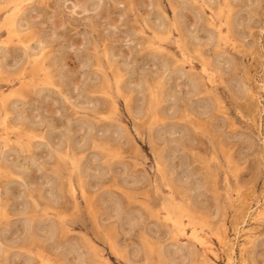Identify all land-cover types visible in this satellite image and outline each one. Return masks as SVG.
<instances>
[{
	"label": "rangeland",
	"instance_id": "obj_1",
	"mask_svg": "<svg viewBox=\"0 0 264 264\" xmlns=\"http://www.w3.org/2000/svg\"><path fill=\"white\" fill-rule=\"evenodd\" d=\"M17 2L0 0V122L7 117V127H0V148L6 141L9 148H15L13 142L29 132L43 135L39 122L49 120L56 111H62L65 116L71 114L78 120L73 126L77 143H83L90 134V126L94 125L96 135L103 133L105 141L120 152L122 160L116 171L121 180L127 176L141 199L139 204L128 208L144 213L148 230L144 232L142 228L141 232L155 238L158 245H164L162 250L158 248L156 261L174 258L186 264H229L230 261L231 264H264V161L259 146V91L264 71L260 28L264 12L252 7V17L248 11L249 6H258L260 0H228L232 5V18L225 16L224 20L246 39L234 41L235 49L220 53L221 58L215 63L222 66V72L209 65V70L218 74L208 84L204 83V64L195 53L200 51L203 55L207 51L201 42L210 38L208 17L215 13L219 26V9L224 0H196L208 5L207 9L198 10L206 13L203 23L198 24L196 16L189 13L187 28L174 33L175 40L157 42L158 48L148 47V38L150 33L158 35L169 28L170 17L161 14L169 0H139V29L145 35L137 39L145 41L144 47L136 44L134 52L129 51L127 45L105 47L100 43L99 51L93 47L91 63L83 69L89 87L79 96L75 88L71 92L61 88L49 63L52 53L43 52L39 41L25 49L22 45L26 40L14 34L8 42L11 18L18 13L6 6ZM250 19L253 26H249ZM192 25H197L195 34L189 35ZM176 41L181 42L180 46ZM5 44L7 48L3 47ZM211 51L215 56L216 49ZM128 56H132L130 62ZM225 56L233 63L231 69ZM185 57L187 62H184ZM166 64L171 65V71L164 78ZM157 73L166 80L157 100L158 120L151 110L152 92L145 88L142 93L140 89L143 76ZM191 78L200 81L199 95L191 100L197 110L207 109V102L219 101L224 114H220L217 105L212 116L197 117L192 124L179 126L178 134L166 133L172 122L165 121L164 113L173 112V96L188 97ZM50 84L61 88L65 95L90 111L77 116ZM246 89L254 92L256 98L248 96ZM237 91L241 95L237 96ZM113 112L118 115L115 121L100 119ZM55 120L59 121L60 117ZM165 134L167 144L161 142ZM173 135L177 136L175 144L171 143ZM46 151L40 148L32 155L43 159L42 153ZM12 155L20 159L15 152ZM73 155L83 157L81 170L73 174L71 167H66L55 187L33 191L30 186L14 184L9 188L0 180V202L12 209L10 230L14 235H23L22 209L30 203L29 197L54 199L57 203L49 205V217L68 218L56 235L51 251L45 245L29 255L32 245L21 242L15 249H6L5 254L0 255L4 264L8 261L27 264L29 260L39 264L44 259L62 261L69 240L78 248V252L70 253L76 261L83 257L90 264H123L129 257L137 258V247L142 246L141 234H130L125 223L113 220L109 214L113 196L104 191L108 186L98 187L99 181L88 178L89 172L94 176L97 171L96 156L91 150L77 153L75 149ZM99 163L103 167V160ZM54 171L52 167L43 174L44 185L50 183V175L53 181L57 180ZM31 179L32 183L38 182L35 174ZM117 187L123 185L113 178L109 191L120 196L122 193L116 192ZM55 222L60 224L59 220ZM41 231L51 232V229ZM114 249L121 255L117 256ZM152 258L150 254L139 257L141 261Z\"/></svg>",
	"mask_w": 264,
	"mask_h": 264
},
{
	"label": "snow or ice",
	"instance_id": "obj_2",
	"mask_svg": "<svg viewBox=\"0 0 264 264\" xmlns=\"http://www.w3.org/2000/svg\"><path fill=\"white\" fill-rule=\"evenodd\" d=\"M138 4L139 0H127V2L115 4L113 0H18L17 3L6 6L9 9H16L18 13H14L11 18L7 40L10 43L14 34L17 38L22 37L26 40L22 45L25 49L30 44L39 41L43 52L52 53V59L49 63L61 88H65L68 92L75 88L79 96L82 91L86 92L89 87L83 69L91 63V50L93 47H95L96 51H99L100 43H103L105 47L127 45L129 51L133 52L136 44L144 47L145 41L137 39L145 35L144 31L139 29ZM201 7L207 9L208 5H201L196 0H169V3L162 9L161 14L170 17L168 19L170 30L166 28L158 35L150 33L148 47L158 48L157 42L163 39L175 40L173 34L178 33V30L182 31L187 28L190 22L188 19L189 13L196 16L198 24H202L206 13L198 11ZM252 7H259L264 12V0H260L258 6H249V14L254 17ZM231 8L232 5L228 3V0H224L220 5L218 27L216 14L213 13L212 17H208L210 31L207 34L210 38L205 42H201L207 51L203 55L200 51L195 53V56L204 64L205 84L211 83L212 78L218 74L217 71H210L209 65H214L217 70L222 72V66L215 63L217 59L221 58L220 53L235 49L237 45L234 41L246 39L239 32H234L231 23H226L224 20L225 16H228L231 20ZM21 9L23 11H20ZM167 9L171 11L167 12ZM248 23L249 26H253L252 19ZM156 24L159 25L160 21L157 20ZM196 27L197 25H192L188 29V34L194 35ZM81 40L82 42H79ZM260 41L261 54L262 58H264V22L261 23ZM176 42L180 46L181 42ZM3 47L7 48V44L3 45ZM213 48L216 49L215 56H213L211 51ZM85 53H88L87 57ZM205 57L208 59H205ZM223 58L227 59L228 67L231 69L233 67L231 59L226 56ZM127 59L130 62L132 56H128ZM187 60L188 58L185 57L184 62H187ZM170 71L171 65L166 64L162 74L163 77L166 78ZM77 80L80 83H76ZM165 82L166 80L162 79L159 73L155 76L145 75L140 82L142 93L145 88L152 92L153 104L151 110L157 120L159 119V115H156L159 113L157 100ZM50 87L55 88L60 98L74 110L77 116L82 112L90 111L86 106L78 105L76 101L71 99L70 95H65L61 88L55 87V84H50ZM245 91L248 96L253 99L256 98L254 92L247 89ZM188 92V97L183 95L173 96L171 100L173 112L170 115L167 111L164 113L165 121L172 122L166 128V133L178 134L179 126L192 124L197 117L205 119L212 116L217 110V105H219L220 114H224L223 105L219 104V101L207 102V109L199 111L196 105L191 103V100L197 97L200 92V81L197 78H191ZM208 95L212 96V93H208ZM239 95L241 93L237 91V96ZM259 98L261 106L259 146L261 160L264 161V71L261 72ZM55 117H60V120L56 121ZM100 119L115 121L118 119V115L113 112L100 117ZM77 124L78 120L73 119L71 114L65 116L62 111H56L49 120L39 122V130L44 133L43 135H36L34 131L29 132L26 137L13 142L16 145L15 148H9L6 141L5 146L0 148V180H3L6 187L9 188L14 184H19L23 187L30 186L33 191L52 188L58 183L66 167L70 166L73 174L81 170L83 157L74 156L73 149L77 153L91 150L97 159V171L94 176L89 172L88 178L99 181L98 187L102 185L108 186L104 191L106 194L113 196L109 214L113 220L125 223V226L130 229V234H141L142 246L137 247V258L129 257V259L123 261V264H186L185 261H178L174 258L159 262L154 259L158 248L162 250L164 245H158L155 238L144 235L141 232L142 228L144 232L148 230L145 227L144 213L132 212L128 208L129 205L139 204L141 199L139 194L134 191V185L129 183L127 176L121 180L119 173L116 171L119 162L122 160L120 152L111 143L105 141L103 133L99 136L96 135L97 130L94 125L90 126V134L84 139L83 143H77V133L73 127ZM0 127H7V117L0 122ZM200 130L197 129V131ZM205 135H208L207 131H205ZM161 142L169 143L167 134L162 136ZM176 142L177 136L173 135L171 143L175 144ZM40 148L47 149L46 152L42 153L43 159L32 155L33 151ZM65 148L68 150L67 153ZM13 152L20 159L12 155ZM101 160H103V167H100L99 162ZM52 167L55 169L54 175L57 180L53 181V177L50 175L48 176L50 183L44 185L43 174ZM33 174L36 175L37 183H32ZM113 178L118 184L123 185V187L116 188L117 193H122L120 196H116L109 191L112 188ZM29 200L30 203L22 209L23 223L25 225L23 235L20 233L14 235L11 232L12 209L0 202V255H4L6 249H15L21 242L32 245L33 251L29 252V255H32L37 248L45 245L48 246L49 251L54 247L53 242L56 235L68 218L63 215L49 217V212L51 211L49 205L57 203L54 199L46 200L44 197H37L32 200L29 197ZM56 220L60 221L59 225L55 222ZM45 228H50L51 232H42L41 229ZM60 250L57 249V251ZM64 252L65 259L62 261L44 259L39 264H90L83 257L79 261L72 259L70 253L78 252V248L74 247L71 240H69ZM114 252L117 256L121 255L120 251L116 249H114ZM144 254H150L153 258L141 261L139 257ZM177 254H180L179 250H177ZM0 264H4V262L0 261ZM7 264H11V261H8ZM27 264H37V261L29 260ZM91 264H94V262H91ZM229 264H231V261Z\"/></svg>",
	"mask_w": 264,
	"mask_h": 264
},
{
	"label": "bare ground",
	"instance_id": "obj_3",
	"mask_svg": "<svg viewBox=\"0 0 264 264\" xmlns=\"http://www.w3.org/2000/svg\"><path fill=\"white\" fill-rule=\"evenodd\" d=\"M190 42V41H189ZM234 207V206H233ZM258 213V212H257ZM174 215V214H173ZM179 220V219H178ZM182 226V225H181ZM178 227V226H177ZM220 229V228H219ZM233 230H234V228H233ZM184 231V230H183ZM227 231V230H226ZM192 236H194L193 234H192ZM225 236V235H224ZM195 238H196V236H195ZM197 240V239H196ZM193 241H195L194 239H193ZM192 242V241H191ZM207 242V241H206ZM204 243H205V239H204ZM245 245V244H244ZM227 246V245H226ZM228 247V246H227ZM202 248H203V246H202ZM208 248V247H207ZM205 249V248H204ZM7 258V257H6Z\"/></svg>",
	"mask_w": 264,
	"mask_h": 264
}]
</instances>
